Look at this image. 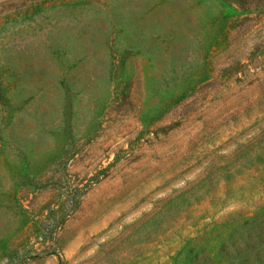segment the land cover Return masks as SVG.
I'll return each mask as SVG.
<instances>
[{"label":"rangeland","instance_id":"rangeland-1","mask_svg":"<svg viewBox=\"0 0 264 264\" xmlns=\"http://www.w3.org/2000/svg\"><path fill=\"white\" fill-rule=\"evenodd\" d=\"M0 264H264V0H0Z\"/></svg>","mask_w":264,"mask_h":264},{"label":"trees","instance_id":"trees-1","mask_svg":"<svg viewBox=\"0 0 264 264\" xmlns=\"http://www.w3.org/2000/svg\"><path fill=\"white\" fill-rule=\"evenodd\" d=\"M78 201H79V195L76 196V203L74 204L75 208H76L77 205H78ZM61 221H62V220H61ZM61 221H60V222H61ZM58 223H59V222H58ZM56 225H57V224H56Z\"/></svg>","mask_w":264,"mask_h":264}]
</instances>
